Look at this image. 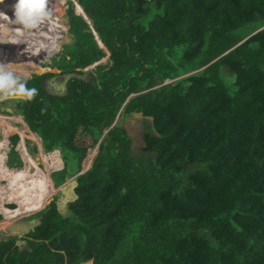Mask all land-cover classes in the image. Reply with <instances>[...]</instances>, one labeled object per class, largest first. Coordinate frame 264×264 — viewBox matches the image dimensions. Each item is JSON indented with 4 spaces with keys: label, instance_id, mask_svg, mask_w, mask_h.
<instances>
[{
    "label": "trees",
    "instance_id": "obj_1",
    "mask_svg": "<svg viewBox=\"0 0 264 264\" xmlns=\"http://www.w3.org/2000/svg\"><path fill=\"white\" fill-rule=\"evenodd\" d=\"M51 1L0 0V41L16 45L0 70L27 75L59 47L66 26ZM76 1L104 47L70 0L71 64L86 68L107 51L108 61L63 72L65 84L54 73L21 78L0 96H26L10 99L13 110L53 152L50 168L62 165L55 188L98 142L99 155L64 213L56 196L40 203L46 174L5 204L33 160L13 170L0 154V221L21 214L0 224V264H264V0ZM51 77L60 91L48 89ZM134 112L144 115L141 152L122 124L104 133Z\"/></svg>",
    "mask_w": 264,
    "mask_h": 264
},
{
    "label": "rangeland",
    "instance_id": "obj_2",
    "mask_svg": "<svg viewBox=\"0 0 264 264\" xmlns=\"http://www.w3.org/2000/svg\"><path fill=\"white\" fill-rule=\"evenodd\" d=\"M62 1L63 0H52L51 1L53 3V6H54L52 14L55 12H56L55 13L56 15L59 14L61 16V21H58L59 25L64 26V27L66 26L65 30H64L65 31L64 36L61 38V40L59 42L56 41L57 43L55 44V46H57L59 44V47L57 49H55L54 46H52L50 48V50L53 51V53L51 55L46 53L43 56H36V58H38V59L36 61H33V62L38 64V67L35 68V70H33L32 72H30L27 75L18 76L12 70H9V69L0 70V90L3 88H6V87L12 88L19 81V79L31 78L34 74L54 73L57 75H62L65 78H69V74H67V73L63 74V72L72 71V70H83V69L85 70L86 68L90 69V68H93L95 66L92 64L91 66L84 68L81 66L79 67L75 64L74 65L71 64V58L73 55L72 53L74 52L75 46H76L75 45L76 44V35L74 34L73 29L74 30L76 29L78 19L75 20V18H74V21H73V20H71V18L66 13L70 0H64V2H62ZM29 5H31V4L29 3ZM59 6L62 7L61 13H57ZM81 10H82V13H80L79 9L75 7V15L83 16L85 18L86 22L88 23L89 28H90V29L86 28L87 30L85 28H82V29L86 30L88 32H89V30H91V32L94 33L95 38H96L97 42L99 43L100 47H104L102 45V43L100 42L101 40L99 39L98 33L95 31V27L93 25L92 20L85 13L83 7ZM52 14H50V15H52ZM28 18L30 19L31 17L29 16ZM69 23H70V27H69ZM0 30H2L3 32H4V30L6 31V29H3L2 26L0 27ZM7 31H9V30H7ZM4 34H6V33L4 32ZM5 37H6V35H5ZM21 38H24V37L21 36ZM27 38H28V40L26 42L29 41V37H27ZM40 40H42V38ZM5 44H7V45L5 46ZM0 45L2 46V49L0 48V56H2V55L11 56L12 51L15 50L14 48L16 47L15 44L7 43V39L5 41L4 40L0 41ZM109 55H110V53L107 51L106 55L101 60H99V62L97 64H99L101 62H107L109 59ZM3 62H1L0 64H2ZM5 75H13L15 77L14 82H2L1 80L3 79V77ZM60 77H58L57 79H54L55 81L52 80L51 82H50V80L53 77L48 78V81H49L48 89L50 91H60L61 90V86H62L61 78H63V77H61V78ZM65 78L63 80H65ZM168 82H169V80L167 79L165 83H168ZM19 95H22V94H19ZM3 96H5V95H3ZM21 97L25 98L26 96L22 95ZM3 98L4 97L0 96V110H7V108H10L11 110H13L12 108L14 106V101L10 100V99H5V98L3 100ZM134 113H132L129 116H124L123 114L120 113L121 115L120 114H119V116L117 115L114 123L111 126H109L104 131V133L109 131L115 125V123L122 124L125 127L128 135L132 139L131 143H132V147L134 148V150L136 152L137 151L141 152L140 146L143 143L142 132H143V128H144V126H143L144 117L143 118L141 116L136 117L134 115ZM23 120H24L23 116L19 113H16L15 111L10 113V114L7 112L2 113V111H0V141L3 140L4 138L7 139L8 134L13 135L16 133V131H18V134L20 132L22 133V131L24 130V125H25ZM27 133L30 135V133L28 131H27ZM20 142L25 143L26 151H24V152H25V156H27V157L23 158L21 156H18L17 160H20L23 163L21 166H17V164H15L16 159L12 155L11 151H13L12 147H14L15 145H16V149L18 151H20V147H19ZM7 145H8L7 148L4 147L0 150V154L2 155L3 151L4 152H10L9 162L7 161L9 166L6 165L8 168L9 167L14 168L13 170H15V169H19V168H24L26 166H30L27 158H30L31 160H33V167H32V171H31L32 176L26 180L25 186L22 187L18 192H16L15 195L8 194L6 196V199H5V204L7 202H10V201L17 199V198L21 199V198L27 197L30 193L33 192V190L35 188L42 187V186L38 185V183L40 182V177L42 174H46V175H44V177H45V179H47L46 180L47 184L44 181L43 182L46 184V186H48V188L50 186V190H49L50 194L45 199H43L40 203H45L46 199H48L49 197H52V196H56L58 198L60 187L58 186L55 188L52 185L51 174L53 172H55L56 170H59V169L50 168V165L48 164V162L45 161V158H44L45 154L44 155L41 154L42 153V148L40 147L41 139L32 140L28 137H25V140L19 139L15 145L9 139H7ZM99 151H100V142H98L97 145H95L94 147L89 149L86 157L84 158V160L82 162V171L77 176L84 173L85 171H87L91 167L94 159L99 155ZM39 154H41L42 156H40ZM49 154H51V152L47 151V159H49V156H50ZM6 157L9 158L8 155H6ZM29 171H30V168H29ZM38 172L40 173L39 177H38ZM50 172H52V173H50ZM34 179H36V180H34ZM69 196H71V194H69ZM7 197H9V198L7 199ZM46 203H47V201H46ZM46 203H45V207L47 206ZM1 213H3V212H1ZM18 215H21V214H17L15 216H12L9 218H4L2 221H0V224L11 220V219L17 217Z\"/></svg>",
    "mask_w": 264,
    "mask_h": 264
},
{
    "label": "water",
    "instance_id": "obj_3",
    "mask_svg": "<svg viewBox=\"0 0 264 264\" xmlns=\"http://www.w3.org/2000/svg\"><path fill=\"white\" fill-rule=\"evenodd\" d=\"M72 1L75 4L76 8L81 7V5L76 0H72ZM81 9H82V7H81ZM97 63L98 62L94 63L93 65H96ZM67 80H68V78H65L64 84L66 83ZM21 96L22 95H19V94H12V95H5V96H2V97H4L5 99H11V98H19ZM4 98H3V100H4ZM134 115L136 117H138V116L139 117L141 116L142 118L144 117L143 112H135ZM40 139H42V138L40 137ZM142 140H143V143H142V145H143L144 144V139L142 138ZM44 151H45V149H44ZM79 173L73 175L71 178H68L63 184H61L59 186L60 187L59 196H58L56 202H57L58 208L64 213H66L68 211L69 203L72 202V201H75L78 198V194L76 193V187L78 186V180H77L78 176L77 175ZM66 188H70L71 196H69V194H64V190ZM2 214H4V213H2Z\"/></svg>",
    "mask_w": 264,
    "mask_h": 264
},
{
    "label": "crops",
    "instance_id": "obj_4",
    "mask_svg": "<svg viewBox=\"0 0 264 264\" xmlns=\"http://www.w3.org/2000/svg\"><path fill=\"white\" fill-rule=\"evenodd\" d=\"M12 99V98H11ZM13 109V108H12ZM0 111H2V113L3 112H10V113H12V112H14L13 110H11L10 108H7V110H0ZM9 113V114H10ZM119 116V115H118ZM23 122H24V130L22 131V133L20 132L19 134H18V131H16V133L15 134H18L19 135V139H24L25 140V137H28V138H30V139H32V140H37V139H35V137H36V134L37 133H35V132H33L32 130H31V128L29 127V125L27 124V122L25 121V120H23ZM23 125V124H22ZM27 131L30 133V135L27 133ZM15 134H13V135H15ZM21 134V135H20ZM12 134H8L7 135V139H9L11 142H12V136H13ZM7 139H6V141H7ZM13 143V142H12ZM23 145H25V143L23 142ZM10 146V145H9ZM16 146V145H15ZM15 146L12 148L13 149V151H11V153H12V155L14 156V153H16V155H17V157L18 156H20V153L17 151V150H15ZM7 147H8V145H7ZM12 147V146H11ZM40 147L42 148V153H44V152H47L46 150L44 151V149H45V147H44V144H43V142L41 141V145H40ZM18 152V153H17ZM52 152V151H51ZM53 153V152H52ZM3 155L4 156H6V155H8V157L10 156V152H4L3 153ZM9 159H10V157L9 158H7L6 157V159H5V163H7V166H9V164H8V162H9ZM8 161V162H7ZM52 173V172H51Z\"/></svg>",
    "mask_w": 264,
    "mask_h": 264
},
{
    "label": "built area",
    "instance_id": "obj_5",
    "mask_svg": "<svg viewBox=\"0 0 264 264\" xmlns=\"http://www.w3.org/2000/svg\"><path fill=\"white\" fill-rule=\"evenodd\" d=\"M5 139V138H4ZM19 147H20V151H18L17 149H16V146H15V150H17L19 153H20V156L21 157H23V158H26L27 156H25V152L24 151H26V146L25 145H23V143L22 142H20L19 143ZM24 149V150H23ZM44 158H45V161L46 162H49V159H47V152H44ZM62 168V165L59 167V168H56V169H61ZM57 171V170H56ZM25 198V197H24ZM1 213V212H0Z\"/></svg>",
    "mask_w": 264,
    "mask_h": 264
},
{
    "label": "snow or ice",
    "instance_id": "obj_6",
    "mask_svg": "<svg viewBox=\"0 0 264 264\" xmlns=\"http://www.w3.org/2000/svg\"><path fill=\"white\" fill-rule=\"evenodd\" d=\"M30 4H39L42 2V0H28Z\"/></svg>",
    "mask_w": 264,
    "mask_h": 264
},
{
    "label": "bare ground",
    "instance_id": "obj_7",
    "mask_svg": "<svg viewBox=\"0 0 264 264\" xmlns=\"http://www.w3.org/2000/svg\"><path fill=\"white\" fill-rule=\"evenodd\" d=\"M64 194H70V188H66V189L64 190Z\"/></svg>",
    "mask_w": 264,
    "mask_h": 264
},
{
    "label": "clouds",
    "instance_id": "obj_8",
    "mask_svg": "<svg viewBox=\"0 0 264 264\" xmlns=\"http://www.w3.org/2000/svg\"><path fill=\"white\" fill-rule=\"evenodd\" d=\"M36 137L38 138V139H40V137H39V135L38 134H36ZM41 141H42V139H41ZM51 152V151H50ZM52 153V152H51Z\"/></svg>",
    "mask_w": 264,
    "mask_h": 264
},
{
    "label": "flooded vegetation",
    "instance_id": "obj_9",
    "mask_svg": "<svg viewBox=\"0 0 264 264\" xmlns=\"http://www.w3.org/2000/svg\"><path fill=\"white\" fill-rule=\"evenodd\" d=\"M63 77V76H62ZM63 78H65V77H63ZM143 123H144V120H143ZM144 129V128H143Z\"/></svg>",
    "mask_w": 264,
    "mask_h": 264
}]
</instances>
